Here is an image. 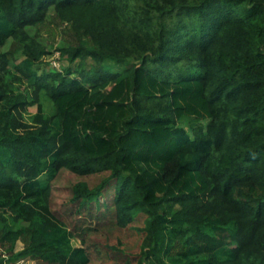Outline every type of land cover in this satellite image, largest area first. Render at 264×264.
I'll list each match as a JSON object with an SVG mask.
<instances>
[{
  "label": "trees",
  "instance_id": "1",
  "mask_svg": "<svg viewBox=\"0 0 264 264\" xmlns=\"http://www.w3.org/2000/svg\"><path fill=\"white\" fill-rule=\"evenodd\" d=\"M51 13L76 70L33 69L48 49L28 28ZM62 169L110 172L76 182L73 204L115 180L116 223L146 215L137 264H264V0H0V243L16 259L89 264L50 205Z\"/></svg>",
  "mask_w": 264,
  "mask_h": 264
},
{
  "label": "rangeland",
  "instance_id": "2",
  "mask_svg": "<svg viewBox=\"0 0 264 264\" xmlns=\"http://www.w3.org/2000/svg\"><path fill=\"white\" fill-rule=\"evenodd\" d=\"M41 28L42 31L39 35H37V28H28V32L32 36H37L38 40L48 49V53L33 65V69L39 74L51 71H65L69 67L76 70L77 64L81 60L78 59L75 62H70L67 56L61 54L60 50L61 47L73 43L76 40L71 29V23L68 21L61 22L51 13ZM3 50L12 55L15 63H19L25 59L22 46L17 44L13 38H9L6 41ZM134 62L131 59L129 63L120 65L113 60H108L101 64L89 57L84 60L83 67L86 70H91L95 67L103 66L111 73H120L124 68L130 67ZM73 75H77V73ZM112 83H114V80L110 78L100 89ZM37 111V103L31 102L28 105L27 111H25V117L29 118L30 115L35 114ZM208 122V120H205L202 123L207 125ZM181 126L194 137L189 122L184 121L181 123ZM108 174L110 172L107 171L79 176L67 169H62L52 180L53 193L50 205L73 231V244L79 246L85 245L89 250V264H137L145 237L142 228L145 226L146 215L139 213L134 221L124 227L116 223L113 208L115 180L110 182L106 187L100 204L87 202L83 207L71 202L73 188L76 182L85 180L93 187L101 182ZM6 217L9 218V223L12 224L13 219L11 216L6 214ZM21 225H26V223H21ZM24 247L25 242L19 240L14 251L18 252ZM6 248L5 245L0 243V259H11V264H44L30 257L16 259Z\"/></svg>",
  "mask_w": 264,
  "mask_h": 264
},
{
  "label": "crops",
  "instance_id": "3",
  "mask_svg": "<svg viewBox=\"0 0 264 264\" xmlns=\"http://www.w3.org/2000/svg\"><path fill=\"white\" fill-rule=\"evenodd\" d=\"M75 245V244H74ZM75 246H78L79 247V245H75Z\"/></svg>",
  "mask_w": 264,
  "mask_h": 264
}]
</instances>
